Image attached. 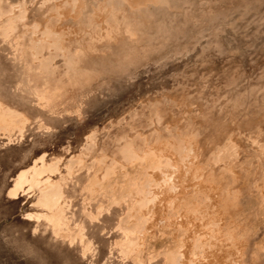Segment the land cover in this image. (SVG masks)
<instances>
[{
  "label": "rangeland",
  "instance_id": "obj_1",
  "mask_svg": "<svg viewBox=\"0 0 264 264\" xmlns=\"http://www.w3.org/2000/svg\"><path fill=\"white\" fill-rule=\"evenodd\" d=\"M0 118V264H264V0H0Z\"/></svg>",
  "mask_w": 264,
  "mask_h": 264
},
{
  "label": "bare ground",
  "instance_id": "obj_2",
  "mask_svg": "<svg viewBox=\"0 0 264 264\" xmlns=\"http://www.w3.org/2000/svg\"><path fill=\"white\" fill-rule=\"evenodd\" d=\"M3 115H4V113H3ZM1 116H2V115H1ZM8 117H9V116H8ZM19 117H20V116H19ZM5 119H7V118H4V117L2 118L3 122H4ZM13 119H14V118H13ZM2 120H1V118H0V122H1ZM9 120H10V119H8V123L11 124V122H12L13 120H10V122H9ZM15 120H16V119H15ZM13 122H14V121H13ZM17 122H19V121H17ZM13 126H14V125H13ZM4 127H5V126H4ZM4 127H3V128H4ZM7 129H8V128H7ZM0 130H1V129H0ZM36 163H37V162H36ZM35 168H36V165H35ZM36 169H38V168H36ZM33 170L35 171L34 168H33ZM38 170H39V169H38ZM38 170H36L37 172L35 171V172H36V175H37V173H38ZM30 171L33 172L32 170H30ZM35 172L32 173V174L34 175ZM41 172H42V173H41ZM41 172H40V174H43V170H41ZM26 174H27V172H26ZM21 175L24 176L23 172H22ZM33 175H31L30 172H29V173L27 174V176L23 177L24 179L21 177V178H22V182L24 181V182L27 183V184L31 182L30 184H33V185H35L34 183H37V182H40V183H41V181H37V179H36V181H34L35 178H34V179L32 178ZM16 178H18V177H16ZM31 178H32L33 180H32ZM15 181H16V180H15ZM33 181H34V183H33ZM16 182H17V181H16ZM22 182L19 184L20 186H22V184L24 183V182H23V183H22ZM16 184H17V183H16ZM30 184H29V185H30ZM38 184H39V183H38ZM38 184H37V185H38ZM19 185H18V186H19ZM29 185H28V186H29ZM33 185L30 186V187H31V188L34 187ZM20 186H19V188H17V190H18V189L20 190ZM15 187H17V185H16ZM15 187H14V190H15ZM24 187H27V186L25 185ZM50 187L53 188L54 186H50ZM12 189H13V188H12ZM23 189H24V188H23ZM33 189H34V188H33ZM55 189H56V187L54 188V190H55ZM45 190H46V189H45ZM45 190H43V193H44V195H45V194L47 195V193L44 192ZM10 191H11V190H10ZM12 191H13V190H12ZM15 191H16V190H15ZM25 191H26V190H25ZM49 191H50V190H48V192H49ZM56 191L59 192V196H60V195H61V194H60V191H59L58 189H57ZM16 192H17V191H16ZM20 192H21V191H20ZM20 192H19V193H20ZM21 193H22V192H21ZM21 193H20V194H21ZM40 193H41V192H40ZM43 193H42V194H43ZM53 194H55V193H53ZM55 195H57V194H55ZM42 196H43V195H42ZM42 196H41V198H42ZM50 196H51V195H50ZM50 196H48V197L51 198L52 196H51V197H50ZM13 197H14V196H13ZM43 197H44V196H43ZM56 197H57V196H56ZM56 197H54V200H59L58 198L56 199ZM41 198H40V199H41ZM45 198H46V199H45ZM45 198H43V200L41 199V201H44V199H45V200H48V201L50 200V199L47 198V197H45ZM51 200H52V199H51ZM41 201H38V202L40 203ZM45 202H46V201H44V203H45ZM52 202H53V201H52ZM56 202H57V201H56ZM58 202H59V201H58ZM40 204H41V203H40ZM42 204H43V202H42ZM55 204H56V203H55ZM43 205H45V204H43ZM57 205H58V203H57ZM48 207H49V206H48ZM58 207H59V206H58ZM58 207H55V211H56V208H58ZM50 209H51V208H50ZM53 210H54V208H53ZM53 210H52V211H53ZM57 211H58V210H57ZM46 218H47V217H46ZM55 221H56V220H55ZM57 221H58V220H57ZM57 221H56V222H57ZM58 222H59V221H58ZM58 222H57V225H58ZM55 227H56V226H55ZM56 233H57V232H56Z\"/></svg>",
  "mask_w": 264,
  "mask_h": 264
},
{
  "label": "snow or ice",
  "instance_id": "obj_3",
  "mask_svg": "<svg viewBox=\"0 0 264 264\" xmlns=\"http://www.w3.org/2000/svg\"><path fill=\"white\" fill-rule=\"evenodd\" d=\"M8 195H9L10 197L14 198V197H13V194H12L11 192H9ZM72 264H79V262H78L77 260H73V261H72Z\"/></svg>",
  "mask_w": 264,
  "mask_h": 264
}]
</instances>
